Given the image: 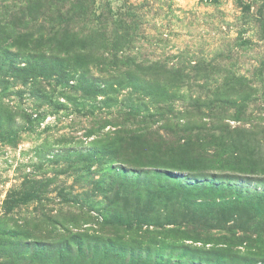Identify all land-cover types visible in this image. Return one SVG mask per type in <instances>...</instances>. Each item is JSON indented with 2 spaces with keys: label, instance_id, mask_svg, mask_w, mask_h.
Segmentation results:
<instances>
[{
  "label": "rangeland",
  "instance_id": "374dc122",
  "mask_svg": "<svg viewBox=\"0 0 264 264\" xmlns=\"http://www.w3.org/2000/svg\"><path fill=\"white\" fill-rule=\"evenodd\" d=\"M61 43L94 46L87 71L75 54L55 51ZM41 53L57 56L70 80L49 72L22 80L9 68ZM133 63L160 73L146 90L120 75L93 93L104 75ZM0 65V225L23 239L54 246L69 234L112 235L101 220L120 189L125 212L110 218L141 219L159 200L149 187L158 180L142 171L193 182L191 173L207 167L264 189V0H0ZM218 90L248 94L237 116L211 100ZM198 208L201 219L210 216ZM176 221L133 224L130 249L205 264L171 253L173 244L208 249L227 239L236 256L225 264L264 259V205L221 228Z\"/></svg>",
  "mask_w": 264,
  "mask_h": 264
},
{
  "label": "trees",
  "instance_id": "16d2710c",
  "mask_svg": "<svg viewBox=\"0 0 264 264\" xmlns=\"http://www.w3.org/2000/svg\"><path fill=\"white\" fill-rule=\"evenodd\" d=\"M61 44L59 47H54L55 51L58 53L75 54L79 58L78 66L87 71L90 65L89 57L92 55V47L94 46L87 43L80 44L79 47H69L65 43ZM100 48H107L109 50V47L106 45ZM50 56L46 58L44 53H41L38 56L40 59L33 58L35 60H28L23 65L10 63L9 68L13 70L15 75L20 73L22 80L35 78L38 76L37 74L49 72V77L55 76L59 80L68 82L70 80L66 77L68 70L62 66L58 67V65H61V62L57 56H53L52 54ZM2 66L0 65V68ZM143 70V66L134 63L133 67L126 66L125 69L118 68L119 72L117 74L111 73L104 75L101 78L102 83H99L97 88L93 89V93L97 94L98 92L105 91L115 84L112 81L120 75L125 76L127 80L134 78V84L142 90H146L150 76L160 73L146 72ZM160 77V75L155 76L156 85H160ZM140 82L144 86L138 85ZM130 84L132 85L131 82ZM224 84L230 85L234 84V82L231 80ZM247 96L248 94L246 93L218 90L212 94L213 98L211 100L217 107L222 108L221 110H226L230 106L234 107V116H237ZM237 97L240 99H237ZM211 114L213 113L210 112L209 115L211 116ZM1 126L2 123L0 122V132H2ZM88 155L91 156L90 154ZM115 171H117V174H121L120 169L112 170V172ZM144 173L151 174L153 179L156 178L158 180V183L150 180L151 186L149 187L152 188L155 186V193L153 192L151 196H157L159 200H156L154 203L151 201L146 203L147 205L143 209L145 214H142L141 219L136 218L131 222V217H129L128 222L123 224L110 218L115 212H125L124 208L120 209L119 206L122 203L120 201H124L127 194L120 189L114 192L115 197H109L106 213L102 216L101 224L109 226L113 230V234L105 236V238L93 236L94 238L91 237L93 239L83 241L80 239V236H70L69 234L65 236L66 239L61 243L50 246L48 243L37 242L33 238L32 241L28 237L23 239L21 236L15 235L13 230H7V228L1 227L0 225V264H204L199 259H190L188 261L183 258H178L175 260L171 255L159 254L155 258L149 254L140 255L133 249H130V245L133 243L132 229H136L141 224H156L161 227L164 224L177 225L176 219L178 220V216L180 215L190 224L193 222L197 224H201L202 222L204 224L203 220H205L206 222L210 221L209 224L214 225V221H216L218 227L221 228L225 227L228 221L251 217L254 209L264 205V189L255 190L243 188L244 186L236 185L233 182L223 179L228 176L226 173L211 171L207 167H197L196 171L191 173L197 179L193 182L184 181L182 178L166 171H142L139 174ZM137 175H134L133 179ZM110 190L111 188H109L108 192ZM184 190L193 195H197V197H183L181 192ZM204 198H209V200ZM198 199L199 201H197ZM155 204H159V206H155ZM9 205L10 202L5 201L4 210ZM199 206L206 209L207 214L210 215L207 219H201L199 217L201 215ZM154 211L157 212V216L154 215ZM151 215L155 216V219H150ZM133 224L136 226L135 228ZM177 230L176 228L173 229V231ZM121 234H128V237H121ZM195 239L199 240L197 238ZM225 240L227 239H224L223 242L220 241V245H218L219 241L213 243L211 248L208 249L190 247L185 244H173L171 253L175 254V252H178L186 256L187 253L191 252L193 257L196 255V257L198 256L197 258H203L205 264H225L226 261H231L232 257L236 256L234 250L229 247V243ZM203 241L205 242V239ZM162 250L163 246L158 248L159 252H162ZM213 256L215 260L210 263L209 260L213 259ZM244 260L245 258H243L242 264H257V262H259L258 264H264V259L256 260L253 258L247 263Z\"/></svg>",
  "mask_w": 264,
  "mask_h": 264
}]
</instances>
